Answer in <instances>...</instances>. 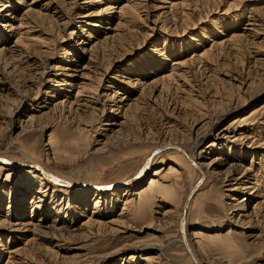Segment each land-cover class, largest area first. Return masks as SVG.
<instances>
[{"label": "rangeland", "instance_id": "1", "mask_svg": "<svg viewBox=\"0 0 264 264\" xmlns=\"http://www.w3.org/2000/svg\"><path fill=\"white\" fill-rule=\"evenodd\" d=\"M6 1L10 8L0 11V45L8 62L0 64V151L8 159L21 158L19 148L44 157L46 145L58 142L64 161L50 164V173L79 183H116L132 175L150 147L186 141L187 151L198 154L218 130L264 105V0H0ZM121 5L134 7L127 18L117 15ZM16 30L35 44L14 43ZM178 61L186 64L177 68L173 62ZM172 72L168 89L156 82ZM76 93L77 102H72ZM260 122L264 110L240 130ZM83 127L90 144L88 154L78 158L70 139ZM262 129V134L252 130L256 139L263 138L257 146H251L249 135L234 144L220 141L205 155L200 165L210 178L201 192L203 209L188 215L189 224L199 226L193 232L220 229L231 213L238 223L233 237L245 257L238 264H264V204L253 211L254 204L264 203ZM117 145L135 153L124 159L106 154ZM101 147L106 150L95 153ZM168 157L154 159L150 174L169 165L183 173ZM231 163L244 172L237 167L227 174ZM147 179L134 189L143 188ZM15 181L7 213L12 188L3 187L0 175L5 195L0 264H132L128 258L134 249L147 246L155 247L152 253L160 251V264H187L176 230L179 212L168 199L135 218L130 210L122 211L121 197H114L107 211L106 204L94 206L90 197L87 208L80 207L84 216L73 210L68 213L72 219L64 221L48 216L47 207L31 212L35 208L28 203L35 194L27 192L28 180L18 176ZM187 188L185 183L181 192ZM241 199L243 211L225 213ZM88 220L103 225L90 228L83 224ZM10 250L21 251L9 255ZM197 254L204 264L228 263L225 257Z\"/></svg>", "mask_w": 264, "mask_h": 264}, {"label": "bare ground", "instance_id": "2", "mask_svg": "<svg viewBox=\"0 0 264 264\" xmlns=\"http://www.w3.org/2000/svg\"><path fill=\"white\" fill-rule=\"evenodd\" d=\"M20 3H22V0L20 1ZM10 5H11L10 1H6L5 3L0 2V11H3L6 7L10 8ZM132 8L134 7L130 5H121V8L118 9L117 15H119L120 18L125 17L127 14H130L129 12L131 11ZM125 18H127V16ZM14 35H15L14 43H16L17 45H26V46L30 45L31 46L35 44V43L30 44L32 43L30 41L32 37L31 39H29V37L27 36L28 34L23 33L20 30H16ZM232 38L236 39L238 38V35H234ZM215 42H213L214 44H212V46L213 45L216 46L217 44L219 45L222 44L220 41H219L220 43L217 42V44H215ZM2 49H5V48L0 45V64L4 66L8 62H6L7 57H5L4 50ZM203 54L205 55L206 52H203ZM184 64H186L185 61L173 62V65L178 66L177 68L181 67ZM27 66H28V63L20 70L22 71L26 70L24 68ZM18 68H21V67L18 66ZM173 77L174 76L172 72L167 76H162L161 79L156 80V82L160 83L163 88L168 89L169 84H171V80L173 79ZM153 83H155V81H153ZM141 84H142V81H141ZM72 102H77V93ZM263 110H264V105H261L260 107H258V109L256 110L254 109V111L251 114H249L247 117H241L237 120H234L232 123H230L226 127L218 130L216 134L214 135L213 141L209 143L206 147H204V149L201 150L200 153L198 154H192L187 151L185 147L186 145H184L186 141L184 142L181 141L182 143H180V142H175L174 140H172V141L164 143L163 145L152 146L143 155L141 154L137 169L132 173V175L116 183H113V182H105V183L104 182L103 183L94 182L92 183L91 181H90L91 183H83V182L79 183L78 181L68 180L66 178H62V177H59V176H56L50 173V170H48L49 169L48 167L50 164H53V165L60 164L61 165L63 164L62 162L64 161L63 160L64 158H62L64 156H62L61 154L62 150L60 149L61 147H59L60 145L58 144V142L54 144H50L49 142L46 145V148L44 149V152H45L44 157H41V156L39 157L36 154L28 150L19 148L18 152H19V155H21V158L17 160L16 159L12 160V159H8V157H6V155L0 151V175L4 176L3 187L5 188V186L7 187L9 184L10 187L12 188L7 191V197H8L7 213H9L10 208L12 207V203L14 201L13 188L17 185V184L15 185V182H17L15 181V179L18 176L19 177L21 176L24 179L26 178V180H28V182L25 183L24 186L25 188L27 186L26 190L28 193L29 192L32 193L33 191V194H35V195H31V200L28 203V204H31L33 208H35V210L31 208V212H34L37 209L42 210L44 207L46 209L47 207L49 209L47 211L48 216H54V215L57 217L60 216L62 220L64 221L66 220L70 221L72 219L68 217L69 216L68 213L70 212L73 213V210L78 211L80 210V207L82 210H85L88 205V202L86 201L90 197H91L90 201L93 199L92 201L95 202L94 206H97L99 203H102V202L104 203V205L106 204L104 207L105 211H107V208L112 207L110 206L111 204L110 202L111 200L113 201L114 197L115 199L116 198L119 199L118 197H121L123 201L122 211L125 209L130 210L133 213L132 216L135 218H143L144 216H146L147 211L148 212L150 211L149 209L153 203H156L159 200L162 201V200L168 199L170 200V203L173 204V209L174 210L178 209V212H179V214L176 217V227H177L176 230L178 232L179 240L183 248V251L185 252L184 254H185V260L187 264H204L205 263V261H203L198 256L197 252L198 253L200 252L203 255L210 254V255H215L219 257H225L228 261V263L226 262L227 264H238L239 262L245 260V257L242 256V251L238 243L235 241V238L233 237L234 232L232 230V227H234L235 224L232 222L233 219L230 218L229 216L231 213H229L228 211H231L234 208L235 209L237 208L238 210L243 211V208L245 206V203L243 202L244 199H241V201H239L238 203L234 205L228 206V209L226 210L225 213L228 212L227 216L229 218L225 220L224 225L220 227V229H217L214 231H208L207 229H198V230L191 232L192 231L190 230L191 228H194V227L197 228L199 226L190 225L188 222L189 220L188 218H190V216L188 217V215L193 214L196 216L198 213L202 212L204 195H202L201 192L204 191L202 189L204 185H207L206 184L207 180L210 178V176H208V174L210 173L206 171V167H203L202 165H200V161L205 159V155L207 156L210 152L214 151L215 147L218 146V143H220V141H225V144L230 143V142L231 143L233 142L234 144V142L236 141L241 142L249 135H253L252 137H250V139L252 140L250 142L251 146L252 145L257 146L259 143H261L260 141H262L263 138L256 139V137L254 136L257 135V134L255 135L256 132L259 134H262L261 132L263 131L262 128L264 126L263 123L260 122V123H255L251 125L252 126L251 129L250 128L246 129L248 130V132H246V130L245 131L240 130V128H242L245 125L246 121L251 120L254 116L258 115ZM12 113L13 112H10V114ZM110 124L114 125L115 123L112 122ZM252 130L253 131L256 130V132H252ZM249 131H251L252 133L247 134L249 133ZM90 136L91 135L88 133V131H85L83 127L82 129L79 128L78 134L74 135V137L70 139L71 140L70 145L74 147L77 157L82 156L87 153L86 149L88 148L90 144L89 142ZM225 144L223 145V147L226 146ZM104 149H105L104 147H101V149L96 150L95 153L100 154L102 153ZM132 150L133 149L130 150V147L128 146L121 147L120 145H117L115 146L114 149L108 148L107 149L108 153L106 152L105 153L109 154L110 156L115 157L116 159H120V158L124 159L126 157H131L135 153L133 152L134 150L133 151ZM202 153L204 155H202ZM168 156H170V158L174 160L175 162L174 166L175 167L178 166L179 169L183 170V173L178 171L173 166L169 165L166 168H161L159 170H156L154 173L150 174L149 168L151 166V163L155 161L154 159H156L157 157L166 158ZM170 158L168 157L167 159H170ZM261 158H262L261 161H264V157H261ZM214 160H217V159H214ZM214 160H212V162ZM69 161L71 160L69 159ZM237 165L238 164L231 163L229 165V168H227L226 173L227 174H231V172L233 173L234 171H236L237 167L239 168L242 167L239 173L240 172L243 173L244 172L243 166H241L240 164L239 166ZM261 168L262 166L259 164L258 169H261ZM145 178H148L147 180H145L146 185L143 188L134 189L142 185V183H144ZM193 179L194 181L193 183H191ZM179 181H183L184 184H180ZM185 183H187L188 188L186 189L185 192L184 191L181 192V190L184 188ZM119 186H127L128 189L125 190L124 188L123 189L119 188ZM22 194H23L22 197H24L25 194L24 193ZM2 195H4V191L0 189V202L2 201V198L5 197V195L3 197ZM36 195H39V196H36ZM34 197H37L35 198L36 200L34 199L32 200V198ZM46 197L48 199V200L46 199L47 202L44 200V198ZM58 199H59V202H58ZM60 200L64 202L65 208L61 207V204L63 203ZM262 204L264 203L254 204L253 211L254 212H256V210L260 211L258 209L260 208ZM262 209H264V207ZM82 210H80L81 216H84V213L82 214ZM262 211L260 212L263 213L262 216L264 217V211L263 212ZM79 213H77V215ZM8 215L6 214V216ZM94 223H98V227H101L103 225L102 222H99V221L92 222L90 220H88L87 222L83 224L91 228V226L94 227ZM237 224L235 226H237ZM97 229L98 231H100L99 230L100 228H97ZM66 230L69 231V229H66ZM194 245H196V248H194ZM3 246L6 247L7 244H3ZM122 248L124 249V247ZM152 249H155V247L147 246V247H143L139 249L138 248L134 249L135 252L129 256L128 261H130L132 264H135L138 260L143 261L144 264H160L159 263L161 259L160 251L159 253H152V251H150ZM145 250L148 253L143 254V251ZM20 251L21 250L19 251L16 250L13 252L11 251L7 254L11 255V253H20ZM120 251H121V248H119L118 250L115 251V253L114 252L113 253L117 254ZM7 252H8V249H7ZM55 254H56V251H54V256ZM10 257L11 256H9V258Z\"/></svg>", "mask_w": 264, "mask_h": 264}]
</instances>
